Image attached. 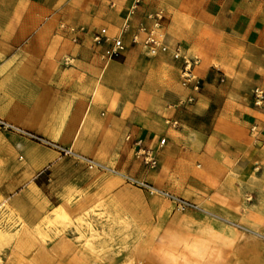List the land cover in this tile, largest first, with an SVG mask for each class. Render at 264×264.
Wrapping results in <instances>:
<instances>
[{
  "label": "crops",
  "instance_id": "0c3cea01",
  "mask_svg": "<svg viewBox=\"0 0 264 264\" xmlns=\"http://www.w3.org/2000/svg\"><path fill=\"white\" fill-rule=\"evenodd\" d=\"M135 2L0 0V87L8 84L16 97L5 103L35 119L26 127L118 167L119 160L122 167L139 161L141 139L157 150L161 169H175L189 156L264 178V102L257 105L254 96L256 87L264 90V0ZM127 17L126 50L105 57L107 44L94 42V34L119 32ZM59 19L86 25L81 43L65 37ZM157 22L172 48L195 59L198 88L183 79L182 56H149L132 44L134 33L145 36L142 25ZM17 147L24 160L12 168L27 177L57 158L55 150L26 139H17Z\"/></svg>",
  "mask_w": 264,
  "mask_h": 264
},
{
  "label": "rangeland",
  "instance_id": "374dc122",
  "mask_svg": "<svg viewBox=\"0 0 264 264\" xmlns=\"http://www.w3.org/2000/svg\"><path fill=\"white\" fill-rule=\"evenodd\" d=\"M74 22L56 25L77 44L87 27ZM69 25L85 28L77 41ZM15 98L8 84L0 87V119L9 125H0V264H159L164 248L188 243L201 251L211 241H234V251L253 247L236 256L237 264H252L254 257L264 262V178L189 156L175 169L140 167L139 159L128 167L95 160L23 125L35 119L5 103ZM17 139L55 150L57 159L27 177L23 168H12L24 160ZM89 159L102 166L91 167Z\"/></svg>",
  "mask_w": 264,
  "mask_h": 264
},
{
  "label": "built area",
  "instance_id": "2783aa9c",
  "mask_svg": "<svg viewBox=\"0 0 264 264\" xmlns=\"http://www.w3.org/2000/svg\"><path fill=\"white\" fill-rule=\"evenodd\" d=\"M139 0H136L137 3ZM134 8V7H133ZM157 18H161L162 15L156 14ZM130 24V19L127 17L123 22L120 31L117 35L112 36L108 33L106 28H102L101 30L97 31L94 34V40L98 44H107V47L104 52V56L107 58L115 57L126 50V43L123 39L124 34L128 31ZM158 22L155 23L154 27L146 28L142 25V30L145 31V36L141 37L140 33H134L132 37V41L134 43L142 45L143 49L145 50L146 54L149 56H156L160 52H171L174 57L179 58L183 57V66H182V77L187 83H193L195 88H198V82L196 81L195 72H194V65L195 59L192 57H186L182 55V51L180 46H176L172 48L169 43L165 40V37L162 36L158 30L156 29ZM65 23H61V27H66ZM156 26V27H155ZM69 29L73 33L74 41L78 40L79 34L85 31L84 27H79L75 25H69ZM254 96H255V103L257 105H262L264 102V90L260 87H256L254 89ZM189 100H193V97H190ZM174 125L178 124V121L175 120L172 122ZM0 125L8 128L9 125L5 123L2 119H0ZM127 139H130V135L127 136ZM166 142V138L163 137L160 139L159 145L163 146ZM137 149L135 150V156L137 159L142 161L147 167L149 168H158L160 165V160L157 154V150L153 148L145 147L142 143V140L139 139L136 141ZM89 165L93 167L94 165L100 167L102 164L93 161L87 160ZM128 179L133 182L137 183L141 186H148L145 180H140L134 178L132 176H128Z\"/></svg>",
  "mask_w": 264,
  "mask_h": 264
},
{
  "label": "bare ground",
  "instance_id": "6f19581e",
  "mask_svg": "<svg viewBox=\"0 0 264 264\" xmlns=\"http://www.w3.org/2000/svg\"><path fill=\"white\" fill-rule=\"evenodd\" d=\"M53 140L57 141L56 138ZM232 244H234V241L226 244L213 241L205 242L201 251L197 250L195 244L188 243L176 249L164 248L158 255V262L159 264H237L235 260L237 255L242 254L245 256L248 251L253 250V247L246 243L239 245L234 251ZM252 264H264V262L257 261L256 257H254Z\"/></svg>",
  "mask_w": 264,
  "mask_h": 264
}]
</instances>
